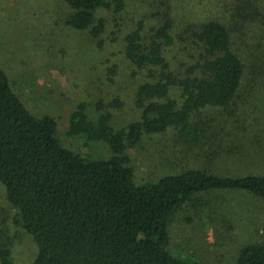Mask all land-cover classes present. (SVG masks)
I'll list each match as a JSON object with an SVG mask.
<instances>
[{"label":"trees","instance_id":"obj_1","mask_svg":"<svg viewBox=\"0 0 264 264\" xmlns=\"http://www.w3.org/2000/svg\"><path fill=\"white\" fill-rule=\"evenodd\" d=\"M63 1L73 11L66 24L90 30L93 39L105 30L99 11L120 14L126 8L125 0ZM159 1L151 3L156 23L148 43L145 20L125 41L126 58L149 79L136 94L139 120L115 130L108 115L90 121L84 105L70 118V135L106 143L112 155L107 160L92 161L63 147L56 121L33 115L0 67V184L17 211L15 223L35 243L33 264H201L168 250L179 211L200 208L199 197L215 192L264 202L262 173L223 177L191 170L135 183L125 153L145 136L171 129L182 144L204 145L205 130L191 122L195 113L217 108L233 114L243 93L253 96L264 88V0H207V13L200 2L182 18ZM192 47L191 64L173 71L168 54L190 53ZM0 259L9 264L1 247ZM236 263L264 264V245H246Z\"/></svg>","mask_w":264,"mask_h":264},{"label":"rangeland","instance_id":"obj_2","mask_svg":"<svg viewBox=\"0 0 264 264\" xmlns=\"http://www.w3.org/2000/svg\"><path fill=\"white\" fill-rule=\"evenodd\" d=\"M152 1L125 0L120 14L113 8L99 11L96 17L104 21L105 30L93 39L90 30L75 31L66 24L73 11L63 0H0V67L31 113L53 118L61 145L83 158L99 161L112 155L106 143L70 135V118L80 105L94 123L108 115L115 130L140 118L136 94L149 79L126 58L125 41L145 20L148 43L156 23L150 18ZM160 1L169 2L178 18L187 16L186 9L195 13L200 2L206 3V13L211 5L207 0ZM192 54L193 47L190 53L171 51L172 70L183 72ZM231 111L208 108L192 116L191 122L206 132L204 145L182 144L170 129L145 136L126 150L135 183L191 170L223 177L264 174V88L253 96L243 93ZM199 198L200 208L186 206L172 220L168 250L173 255L201 264H237L243 247L264 245V202L234 192ZM16 216L0 184V247L9 252V264H33L37 248L15 223Z\"/></svg>","mask_w":264,"mask_h":264}]
</instances>
